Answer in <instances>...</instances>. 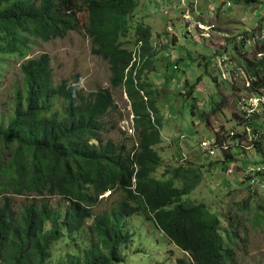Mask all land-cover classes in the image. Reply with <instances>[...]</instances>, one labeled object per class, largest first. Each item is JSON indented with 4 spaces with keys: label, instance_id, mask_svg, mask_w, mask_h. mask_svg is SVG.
Returning a JSON list of instances; mask_svg holds the SVG:
<instances>
[{
    "label": "trees",
    "instance_id": "1",
    "mask_svg": "<svg viewBox=\"0 0 264 264\" xmlns=\"http://www.w3.org/2000/svg\"><path fill=\"white\" fill-rule=\"evenodd\" d=\"M79 3L86 9L84 27ZM136 8V0H0V62L5 55H18L23 75L13 116L0 119V264H51L53 248L62 241L68 249L58 264H124L123 250L133 243L126 225L138 214L182 252L176 264H238L237 226H223L205 204L186 200L201 183L200 170L188 162L157 176L164 167L158 152L162 117L152 98L155 91L142 80L155 55L149 27H135L133 46L142 41L145 61L134 78L125 74L131 58L126 39ZM81 29L92 52L109 64L110 87L125 88L138 147L130 137L120 142L101 138L103 119L115 109L110 89L86 93L67 80L55 85L50 55L28 58L30 39L47 43ZM192 88L187 97L193 96ZM59 99L64 105L56 109ZM201 119L208 123V114L202 112ZM223 139L219 136V147ZM221 152L224 162L238 160L232 146ZM108 190L123 196L109 211L95 214ZM14 197H25L21 211L14 209ZM53 198L69 208L52 206Z\"/></svg>",
    "mask_w": 264,
    "mask_h": 264
},
{
    "label": "rangeland",
    "instance_id": "2",
    "mask_svg": "<svg viewBox=\"0 0 264 264\" xmlns=\"http://www.w3.org/2000/svg\"><path fill=\"white\" fill-rule=\"evenodd\" d=\"M215 1L219 3V0ZM136 2L137 8L131 20L132 26L126 39L128 44L126 48L131 49L134 44V32L137 25L151 29L153 42L164 37L172 43V35H167L165 28L171 24L170 16L179 14L178 0H158V4L155 0H136ZM200 2L205 18L200 17L218 25V18L212 16L215 13L212 5L216 7L215 3L212 0H209L207 5L206 0H200ZM78 7H81L79 20L81 26L84 27L87 20L86 13H84L86 9L80 3ZM163 12L170 13V15H165ZM220 15H222L219 17L221 25L217 27L216 33L228 32L229 39H224L220 35L216 36L215 33L211 35L210 40H205L200 35H196V38H188V40L181 39L183 35L180 33L183 25L180 24L179 19H174L172 32L178 35L175 41L178 43L174 42L176 44H173L174 47L166 46L162 48L163 51L155 53L143 71L142 80L151 84L150 88L155 91L152 98L161 114L160 119L162 117L161 132L165 141L159 147L158 152L163 159L164 167L157 176H162L169 168H176L177 160L183 155L187 156L189 163L191 162L194 168L200 170L201 183L186 200L205 204L212 213L219 215L223 226L227 227L231 224L237 226L239 239L235 255L238 264H264V192L259 197H249L246 190L248 186L242 182L244 176L241 170L242 165L244 169L250 162L264 160V136L259 144L262 152L249 150L246 154H241V151H236L238 160L224 162L220 151H216L212 159L206 158L207 154L202 158L199 155L201 154L199 143L203 139L214 138L216 133L224 137V134L236 126L235 123L238 121L232 94L235 92V88L232 87L236 82L230 80L229 86L226 79L231 77L225 73L224 63H217L214 67L212 60L220 51L219 49L224 48L222 45L226 43L227 47H232V44L237 47L239 44L242 45L244 42L242 39L247 36L251 35L254 38L256 34L255 39L262 36L264 0H258L257 7L243 8L235 2L233 9L220 13ZM221 20L232 25L233 28H225ZM229 20L237 23H231ZM234 35L238 38V42L237 39L233 40ZM29 41L32 43L26 49L28 58L43 53L50 55L55 85L67 80L71 83L78 82L86 93L97 91L99 88L110 89L115 109L109 111L103 119L106 125L101 138L103 141L113 140L115 142L127 140L129 136L125 133H128L127 127L131 123V107L122 89L110 87L109 64L92 52L91 40L84 30L72 32L65 39L52 40L47 43L35 39ZM249 41L251 43L248 45ZM260 41L264 42V38ZM252 42V39H246V43L240 50L251 56L259 49ZM213 51L216 53L212 54ZM220 54L226 55V51ZM21 61L18 55H5L0 62V119L4 118L5 121L13 116L17 92L23 90ZM176 63L179 65V70L174 69ZM191 87H193L192 98L186 95ZM157 92L160 95H157ZM222 101L224 105L218 108L217 112L212 113L215 105ZM55 105L56 109H60L64 105L63 100H57ZM192 109L195 114H192ZM202 112L208 114V123L202 121ZM259 126L264 128V122H258L257 127ZM166 139H170L172 144H168ZM179 142L182 144L181 148H179ZM217 162L218 164L215 165ZM122 196L123 194L117 193L115 196L113 194L103 199L99 198V205L94 213L101 214L109 211ZM13 199L14 209L21 211L25 197H14ZM245 203L247 207H244ZM50 204L52 206L61 204L64 209L69 208V204L60 201L59 198L50 199ZM126 227L132 235L133 243L123 250L124 264H176L179 259H183L182 252L173 246L152 222L146 221L142 214L129 220ZM47 228H50V223L47 224ZM67 249V243L64 241L55 245L51 264H58L60 257Z\"/></svg>",
    "mask_w": 264,
    "mask_h": 264
},
{
    "label": "built area",
    "instance_id": "3",
    "mask_svg": "<svg viewBox=\"0 0 264 264\" xmlns=\"http://www.w3.org/2000/svg\"><path fill=\"white\" fill-rule=\"evenodd\" d=\"M180 6V24L183 25L182 35L196 38V35H200L204 38H211V35L217 32V26L215 24H208L201 17H204L202 12L198 8V3L195 0H178ZM223 10H228L232 8L231 0H220ZM215 10V13L212 16H217L218 11L216 8L212 7ZM213 12V11H212ZM201 16V17H200ZM255 43V40H253ZM140 46L141 43H138V46L133 51L131 65L134 64L137 68L141 64L140 60ZM258 57L264 58V54H258ZM229 62L230 69L224 72L230 76L231 78H227L236 82L233 85L235 88V102L237 105L238 114L241 118L250 120L251 116L255 113H258L262 107H264V88H256L252 85V82L256 80V78L252 77L251 73L248 72L246 67H239L237 63H235L231 58H227L224 61H220V63ZM228 66V65H227ZM227 68V67H225ZM224 73V74H225ZM223 76V75H222ZM225 79V78H224ZM231 83V82H230ZM244 84V86H243ZM134 115H131V123L127 127V132L129 135L134 136L136 129L134 126ZM245 131L243 130L241 133L243 135H247L249 140L240 141L236 139L233 143L238 144L242 148L246 150H251L253 148L252 144H248L249 141H255L252 138L253 129L244 125ZM125 130V128H124ZM235 133L231 132V136H234ZM230 144L226 141L222 142L221 147L218 145L217 139L204 140L200 143L201 149L209 156L214 157L216 154V150H227ZM244 177L247 180L248 192L251 195H255L259 192L264 191V164H258L255 162L249 163L243 170ZM110 191L106 193L105 196L110 195Z\"/></svg>",
    "mask_w": 264,
    "mask_h": 264
},
{
    "label": "clouds",
    "instance_id": "4",
    "mask_svg": "<svg viewBox=\"0 0 264 264\" xmlns=\"http://www.w3.org/2000/svg\"><path fill=\"white\" fill-rule=\"evenodd\" d=\"M197 3H198V8H199V10L202 12V14H203V18H205V14H204V9H202L201 8V2H200V0H195ZM207 1V3H206V5L208 4V1L209 0H206ZM214 3H215V5H216V7H214V5H212V7H214V8H216V10L218 11V13H217V18H218V25H216L217 27L218 26H220L221 25V22H220V18L219 17H221L222 15H220V13H223V12H227V11H229V10H231V9H233V7H234V0H231V2H232V8H230V9H228V10H223V7H222V4H221V2H220V0H219V3L217 4L216 3V1L215 0H212ZM241 1H244V0H241ZM239 5V7H247V6H254V7H257V3H255V4H252V5H246V4H244V3H242V4H238ZM169 11H172L171 9H169ZM165 15H170V13H166V12H163ZM180 10H179V14H178V16H175V15H172V16H170V18L169 19H171L172 21H171V24L170 25H167L166 26V28H165V31H166V33H167V35H169V36H171L172 35V39H173V42L171 43L170 41H168L166 38H164V37H161L160 39H158L156 42L154 41L153 42V40H152V34H151V39H150V47H151V49H152V51H154L155 53H159V52H161V51H163L162 50V48L164 49L166 46H173L174 47V45L173 44H175V43H178V42H175L176 40H177V38H178V35H175L173 32H172V29H173V20L175 19H179V22H180ZM215 18V17H214ZM203 20H205L206 22H208V24L210 25V24H214V23H210L209 22V20H207V19H203ZM222 26H223V24H222ZM152 33V32H151ZM234 34V33H233ZM263 34H264V30H262V36L260 37V38H258V39H255V37L257 36L256 34H255V37L253 38V37H251V35L250 36H247V37H245L244 39H242V40H244V42L242 43V45H240L239 44V46H237V47H235L234 46V44H232V47H227L228 46V44L226 43L225 45H222L224 48H220L219 50V52H218V54L216 55V57H214V56H212V58L214 57V59L212 60V62L214 63V67H215V65L217 64V63H219L220 61H224L225 62V60L227 59V58H231L235 63H237V66H239V67H246L247 68V70H248V72H250L251 73V75H252V77H254V78H256V80H254L253 82H252V85L253 86H255L256 88L258 87H260V88H264V58H259L258 57V54H260V53H263L264 54V51H263V47H264V42H261L260 40L261 39H263L264 38V36H263ZM180 35H182V32L180 33ZM216 36L217 35H220V36H223L224 37V39H229V35H228V32H226V33H216L215 34ZM181 39H185V40H188V38H191V37H187V36H182V37H180ZM215 38H218V37H215ZM234 39L233 40H236L237 39V42H238V38H235V35H234V37H233ZM203 39H205V40H210V39H207V38H203ZM246 39H252V40H255V43H253V44H255L257 47H259V49H258V51H256V52H254L251 56H249V55H247L246 54V52H244L243 50H240L241 48H242V46L244 45V43H246ZM232 40V41H233ZM178 41H179V39H178ZM175 42V43H174ZM138 43H141V46H140V60H141V64L136 68L135 67V65L134 64H132L131 65V61H132V56H133V51L135 50V48L138 46ZM251 43V41H249L248 42V45ZM176 45V44H175ZM238 45V44H237ZM237 48V49H236ZM232 49V52H230L229 53V51ZM161 50V51H160ZM130 51H131V54H130V63L128 64V66H127V68L125 69V74H127L128 72H131V76L134 78L135 77V74H136V72L142 67V65H143V63H144V61H145V57L143 56V43H142V41H138L134 46H132L131 47V49H130ZM222 51H226V55H221L220 54V52H222ZM216 53V51H213V53L212 54H215ZM229 53V54H228ZM234 54H237L238 56L236 57V58H233L232 56L234 55ZM170 56V55H169ZM224 62H222V63H224ZM226 64L228 65V66H226L225 65V63H224V66L225 67H227L226 68V71L227 70H229L230 69V64H229V62L227 61L226 62ZM174 69L175 70H179V65H178V63H176L175 64V66H174ZM220 72V71H219ZM221 73V72H220ZM125 80H126V78H124L123 79V82H125ZM227 81V80H226ZM228 83H229V86H230V82L229 81H227ZM243 86H244V84H243ZM180 88V87H179ZM233 89H234V87H232ZM122 90H123V95H125V98L128 100V102H129V105H130V107H131V103H130V101H129V99H128V97H127V95H126V92H125V88L124 87H122L121 88ZM235 91V90H234ZM191 92V91H190ZM188 93L189 92H186V95H188ZM143 94V93H142ZM193 94V93H192ZM233 94V100L235 101V96H236V94H235V92H233L232 93ZM191 97V96H190ZM193 97V96H192ZM191 97V98H192ZM220 103V102H219ZM216 106V105H215ZM235 106H236V113H237V115H238V121L235 123V125L236 126H233L232 127V129L230 130V131H228L227 133H225L224 134V137L222 136V138H224L223 140H222V142L223 141H226V142H228L229 144H230V146H232L236 151H241V152H246L247 153V151H249V150H246V149H244V148H242L241 146H239L238 144H235V143H233L236 139H239L240 141H245V140H249V137L247 136V135H243L241 132L244 130L245 131V126L244 125H247L248 127H250V128H252L253 129V131H252V138L253 139H255V137L257 136V138H256V140L255 141H249L248 142V144H252L253 145V148L251 149V150H253L254 152H258V153H260L259 151H258V146H259V144L261 143V141H262V139H263V136H264V128H260V126L259 127H257V125H258V122H260V121H263L264 122V117L261 119V120H259V121H256L255 119H254V117H255V115H260V114H262V113H264V107H262L261 109H260V111L258 112V113H255L253 116H251V118H250V120H245V119H243V118H241L240 117V115L238 114V110H237V105H236V102H235ZM204 110V109H203ZM130 116L133 114L134 115V112L132 111V107H131V110H130ZM152 114V113H151ZM134 118H135V115H134ZM241 119H242V122H240L241 121ZM133 121H134V119H133ZM134 126H135V122H134ZM135 129H136V127H135ZM231 132H234L235 133V135L234 136H231ZM126 135H128L129 137H131V138H134L135 140V143H136V147H138V140H137V131L135 132V135L134 136H131V135H129L128 133H125ZM218 135V136H217ZM162 138H163V136H162ZM211 139H217L218 141H219V134H215V137L214 138H211ZM211 139H203L202 141H204V140H210L211 141ZM165 140H164V138H163V142H164ZM166 141H167V143L168 144H172V142H171V140L170 139H166ZM201 141V142H202ZM200 142V143H201ZM200 143H199V147H200ZM179 144L181 145V147H182V144L179 142ZM230 146H229V148L227 149V150H229L230 149ZM200 150H201V152H204L202 149H201V147H200ZM250 150V151H251ZM216 151H222V150H216ZM205 153V152H204ZM245 153V154H246ZM244 154V153H243ZM216 155V154H215ZM222 155H223V153H222ZM224 156V155H223ZM208 157H210L209 155H208ZM210 158H213V157H210ZM189 161H188V157L187 156H184L183 155V157H180L178 160H177V166H176V168L177 167H179V166H186V164L188 163ZM251 163V162H250ZM255 163H258V164H264V160H262V161H259V162H255ZM241 170H242V174H243V165L241 166ZM243 176H244V174H243ZM242 182H245L246 184H247V180H246V178L244 177V179L242 180ZM133 183L134 184H136V180H135V178H134V180H133ZM247 190V193H248V195H249V197H259L260 195H261V193H263L264 191H262V192H259V193H257V194H255V195H251V194H249V192H248V188L246 189ZM110 191V195H107V196H105L106 195V193L107 192H109ZM107 192H105L102 196H100V198L101 199H103V198H105V197H109V196H111L112 195V192H111V190H108Z\"/></svg>",
    "mask_w": 264,
    "mask_h": 264
},
{
    "label": "crops",
    "instance_id": "5",
    "mask_svg": "<svg viewBox=\"0 0 264 264\" xmlns=\"http://www.w3.org/2000/svg\"><path fill=\"white\" fill-rule=\"evenodd\" d=\"M221 21H222V24H223V26H224L225 28H229V29H232V28H233L232 25H229L228 23L223 22V20H221ZM229 22L233 23V22H236V21H230V20H229ZM236 23H237V22H236Z\"/></svg>",
    "mask_w": 264,
    "mask_h": 264
}]
</instances>
